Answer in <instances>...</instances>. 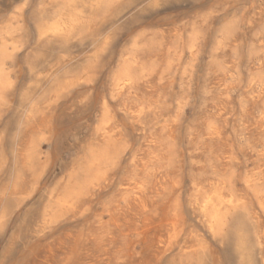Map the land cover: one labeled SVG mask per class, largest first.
Listing matches in <instances>:
<instances>
[{
	"label": "rangeland",
	"instance_id": "obj_1",
	"mask_svg": "<svg viewBox=\"0 0 264 264\" xmlns=\"http://www.w3.org/2000/svg\"><path fill=\"white\" fill-rule=\"evenodd\" d=\"M0 1V28L12 22L18 6L24 8L22 26H27V36L23 47L29 52L25 56L20 48L13 55L7 70L12 89L8 103L0 108L4 135L0 156L7 161L0 183L16 171L21 177L16 189L0 184V264H264V0H102L77 37L52 45L69 51L57 77L58 81L70 78V87L54 101L42 89L37 91L33 97L39 100L41 112L20 131V120L9 113L29 85V66L42 64L35 60V53L44 43L35 46L32 33L54 6L50 8L48 0ZM102 31L108 36L105 48L98 39ZM45 56L50 59L49 53ZM116 71L126 73L129 80L122 94L108 84L114 82ZM49 85L50 81L43 87ZM102 125L111 135L110 151L118 153L99 154L107 145L98 135ZM30 151L24 165L23 158ZM139 198L144 201L142 207ZM209 200L224 217L214 230L207 222L212 210Z\"/></svg>",
	"mask_w": 264,
	"mask_h": 264
},
{
	"label": "bare ground",
	"instance_id": "obj_2",
	"mask_svg": "<svg viewBox=\"0 0 264 264\" xmlns=\"http://www.w3.org/2000/svg\"><path fill=\"white\" fill-rule=\"evenodd\" d=\"M101 1L102 0H48V5H51V7L50 8H53V6H54V9L53 10H51L49 13H45L42 17H41V20L35 25V28H34V31H33V33H32V36H33V39H34V44H35V46H39V44L40 43H44L42 46H41V51H38L37 53H35V60L36 61H41V65L40 66H36V65H30L29 66V85L27 86V87H25V89H23V91L20 93V95H19V97H18V99H17V101H16V103H15V106L13 107V109L10 111V117L13 119H19L20 120V123H18V124H20V126H19V131L20 130H23V129H27L31 124H32V122L34 121V119L36 118V116L41 112V106H40V103H39V100L37 99V98H35V97H33L34 95H36L35 93H38L37 91H39V90H41L42 89V94L43 95H48L49 96V100L50 101H54L58 96H60V94L62 93L63 94V91L71 84V82H72V80H70V78L69 79H65V80H60V81H58V75H57V72L64 66V61L69 57V51H68V49H64V48H54L52 45H53V43L55 42L56 43V41H68V39H70L71 37H73L78 31H80L79 29L80 28H82L83 26H85L84 24L86 23V21H87V19L88 18H90L92 15H93V13H94V11H95V9L96 8H98V5L101 3ZM112 1V0H111ZM139 1V0H138ZM160 1V0H159ZM0 2H2V1H0ZM124 3V2H123ZM139 3V2H138ZM140 3H141V1H140ZM106 4V3H105ZM125 4V3H124ZM142 4V3H141ZM55 5H56V7H55ZM102 5V4H101ZM122 5V4H121ZM126 5V4H125ZM163 5V4H162ZM132 6V5H131ZM139 6V5H138ZM141 6V5H140ZM29 7V6H28ZM114 7V6H113ZM120 7V6H119ZM118 7V8H119ZM124 7V6H123ZM26 8V7H25ZM41 8V7H40ZM122 8V7H121ZM120 8V9H121ZM140 8V7H139ZM125 9H126V7H125ZM132 9V8H131ZM96 10H98V9H96ZM104 10V9H103ZM148 10V9H147ZM23 11H24V8L23 7H19L18 6V8L15 10V11H13V13H12V22L10 23V24H8V25H6V26H4V27H2V28H0V108L1 107H3L4 105H6L7 103H8V93H9V91H10V89H12V82L10 81V79H9V76H7V70L8 69H10V68H8V66L9 65H11V63H12V60H13V55L15 54V53H17V51L20 49V48H24L23 46H24V43L26 42L25 40H26V36H27V26L26 25H24V26H22V17H23ZM28 11V10H27ZM110 11V10H109ZM116 11V10H115ZM114 11V12H115ZM144 11V10H143ZM130 12V11H129ZM127 13H128V11H127ZM127 13H126V15H127ZM9 14V13H8ZM115 14V13H114ZM125 15V16H126ZM135 15H137V14H135ZM259 15V14H258ZM8 16V15H7ZM27 16V15H26ZM33 16H34V14H33ZM107 16H109V14L107 15ZM124 16V15H123ZM122 17V16H121ZM111 18V17H110ZM119 18V17H118ZM256 18V17H255ZM95 19H97L96 17H95ZM124 19V18H123ZM125 19H127V17L125 18ZM27 20V19H26ZM108 20V19H107ZM111 20V19H110ZM102 22V21H101ZM118 22L119 21H117V23H114V26L115 25H117L118 24ZM29 23V22H28ZM89 23V22H88ZM94 22H92V24H93ZM123 23V22H122ZM108 24V23H107ZM98 25V24H97ZM113 25V24H112ZM106 26V25H105ZM95 28H96V26H94ZM29 28V27H28ZM87 28V27H86ZM114 28V27H113ZM106 29H108V28H106ZM88 30V29H87ZM111 30V29H110ZM116 30H117V28H116ZM94 31H96V30H94ZM101 31V30H100ZM104 31H106V30H104ZM162 31V30H161ZM97 32V31H96ZM107 32V31H106ZM116 32V31H115ZM89 33H90V31H89ZM99 33V36H98V39L100 40V44L102 45V47H104L103 45H105L106 43H107V40H108V36H107V33H105V32H98ZM97 33V34H98ZM109 33V32H108ZM93 34V33H92ZM233 35V34H232ZM76 36V35H75ZM78 36V35H77ZM76 36V37H77ZM88 35H86V37H87ZM142 36H143V34H142ZM226 36V35H225ZM227 36H229L230 37V35H227ZM111 37H113V36H111ZM151 37V36H150ZM154 37V36H153ZM165 37V36H164ZM113 38H115V36L113 37ZM197 38V37H196ZM260 38V37H259ZM79 39V38H78ZM97 39V40H98ZM73 40V39H72ZM96 40V41H97ZM113 40V39H112ZM162 40V39H161ZM70 41V40H69ZM91 41H93V40H91ZM163 41H164V39H163ZM195 41V40H194ZM112 42V41H111ZM162 42V41H161ZM225 42H226V40H225ZM98 43V42H97ZM109 43H110V41H109ZM108 43V44H109ZM141 43V42H140ZM160 43V42H159ZM58 44V43H57ZM96 44V43H95ZM94 44V45H95ZM179 44V43H178ZM31 45V44H30ZM94 45H92V46H94ZM161 45V44H160ZM190 45V44H189ZM29 46V45H28ZM56 46H58V45H56ZM106 46V45H105ZM69 48V47H68ZM95 48V47H94ZM105 48V47H104ZM134 48H135V46H134ZM35 49V48H34ZM38 49V48H37ZM74 49V48H73ZM78 49V48H77ZM80 49V48H79ZM155 49V48H154ZM193 49V48H192ZM75 50V49H74ZM84 51V50H83ZM152 52H154V51H152ZM22 53H25L24 55L25 56H27L28 54H29V52H27L26 51V48H24L23 50H22ZM48 54L49 53V55H50V59H48V60H45L44 58L46 57L45 56V54ZM118 53V52H117ZM145 53H147V52H145ZM149 53V52H148ZM85 54V53H84ZM88 54V53H87ZM95 54V53H94ZM143 54V53H142ZM154 54V53H153ZM163 54V53H162ZM136 55V54H135ZM134 55V56H135ZM97 56V55H96ZM127 56V55H126ZM131 55H129V57H130ZM138 56H140V55H138ZM151 56V55H150ZM154 56V55H153ZM82 57V56H81ZM117 57V56H116ZM128 57V56H127ZM20 58V57H19ZM133 58V57H132ZM84 59V58H83ZM88 59V58H87ZM94 59V58H93ZM96 59V58H95ZM134 59V58H133ZM139 59V58H138ZM27 60V59H26ZM78 60H80V59H78ZM85 60H86V57H85ZM84 60V61H85ZM15 61V60H14ZM45 61V62H44ZM91 61V60H90ZM93 61V60H92ZM126 61H128V60H126ZM125 61V62H126ZM142 61V60H141ZM79 62V61H78ZM124 62V61H123ZM123 62L121 63V64H123ZM139 62V61H138ZM22 63V62H21ZM74 63V62H73ZM86 63V62H85ZM84 63V64H85ZM92 63V62H91ZM115 63H117V62H115ZM130 62H128V64H129ZM147 63V62H146ZM14 64V63H13ZM25 64V63H24ZM77 64V63H76ZM79 64V63H78ZM134 64V63H133ZM155 63H153V65H154ZM16 65V64H15ZM79 65H82V64H79ZM93 65L94 64H92L91 66L93 67ZM130 65H131V63H130ZM130 65H128L129 66V68H130ZM139 64H137L136 66H138ZM142 65V64H141ZM140 65V66H141ZM13 66V65H12ZM19 66V65H18ZM132 66V65H131ZM143 66V65H142ZM146 65H144V67H145ZM158 66V65H157ZM78 67V66H77ZM81 67V66H80ZM112 67V66H111ZM133 67V66H132ZM148 67V66H147ZM152 67V66H151ZM25 68V67H24ZM74 69H75V67H73ZM72 68V70L74 71V69ZM83 68V67H82ZM129 68H127V69H129ZM138 68V67H137ZM146 68V67H145ZM14 69V68H13ZM12 69V70H13ZM116 69H117V67H116ZM115 68H114V70H116ZM132 69V68H131ZM134 69V68H133ZM142 70H141V72H144L145 70L143 69V68H141ZM151 69V68H150ZM156 69V68H155ZM86 70V69H85ZM144 70V71H143ZM149 70V69H148ZM158 70H160V69H158ZM162 70V69H161ZM10 71V70H9ZM21 71V70H20ZM83 71V70H82ZM126 71V70H125ZM128 71V70H127ZM151 71V70H150ZM153 71V70H152ZM151 71V72H152ZM60 72V71H59ZM96 72V71H95ZM104 72V71H103ZM115 72V71H114ZM117 72V71H116ZM131 72V71H130ZM129 72V73H130ZM146 72H147V70H146ZM146 72H144V73H146ZM82 73V72H81ZM108 73V72H107ZM118 73V72H117ZM151 74V73H150ZM154 74H155V72H154ZM60 75V74H59ZM61 75H62V71H61ZM63 75H65V74H63ZM67 75V74H66ZM15 76V75H14ZM69 76H71V74L69 75ZM80 76V75H79ZM96 76V75H95ZM63 77V76H62ZM108 77V76H107ZM115 77V76H114ZM128 77H129V74H128ZM149 77V76H148ZM147 77V78H148ZM17 78V77H16ZM61 78V77H60ZM75 78H77V77H75ZM109 78V77H108ZM84 78H82V82L84 81L83 80ZM107 79V78H106ZM146 79V78H145ZM26 80V79H25ZM80 80V79H79ZM87 79H85V83L87 82L86 81ZM49 81H50V85H49V87H47V89H45L43 86L48 82L49 83ZM89 81V80H88ZM92 81V80H91ZM128 78H126V73H118V75L115 77V79H114V82L113 83H108V84H112L113 85V88H114V90L116 91V92H118V91H120V90H122L123 88L125 89V87L128 85ZM131 81V80H130ZM133 81H134V79H133ZM81 82V80L79 81V83ZM148 82V81H147ZM20 83V82H19ZM27 83V82H26ZM84 83V84H85ZM23 84H25L24 82H23ZM257 84V83H256ZM79 85V84H78ZM106 85V84H105ZM104 85V86H105ZM83 86V85H82ZM108 86V85H107ZM135 86H136V84H135ZM256 86V85H255ZM258 86V85H257ZM256 86V87H257ZM23 87V86H22ZM70 87V86H69ZM93 87V86H92ZM69 89V88H68ZM87 90V89H86ZM89 90V89H88ZM254 90V89H253ZM258 90V89H257ZM106 91V90H105ZM129 91V90H128ZM89 92V91H88ZM126 92V91H125ZM256 92V91H255ZM85 93V92H84ZM120 93H121V91H120ZM258 93V92H257ZM61 94V95H62ZM122 94V93H121ZM12 95V93L9 95V97ZM103 95H104V93H103ZM117 95V94H116ZM120 95V94H119ZM264 95V94H263ZM76 96V95H75ZM81 96V95H80ZM107 96V95H106ZM256 96H257V94H256ZM62 97H64V96H62ZM62 97H60V98H62ZM65 97H67V96H65ZM112 97V96H111ZM264 97V96H263ZM104 98V97H103ZM119 98V97H118ZM79 99V98H78ZM91 99V98H90ZM102 99V98H101ZM47 100V99H46ZM71 101H73V100H71ZM86 101V100H85ZM84 101V102H85ZM88 101V100H87ZM106 101V100H105ZM13 102V101H12ZM61 102V101H60ZM76 102V101H75ZM107 103V102H106ZM59 104V103H58ZM78 104V103H77ZM85 104V103H84ZM117 104V103H116ZM125 104V103H124ZM123 104V105H124ZM145 104V103H144ZM81 105V104H80ZM86 105H88V103L86 104ZM85 105V106H86ZM103 105V104H102ZM101 105V106H102ZM150 105V104H149ZM67 106H69V105H67ZM125 106V105H124ZM50 107V106H49ZM76 107H77V105H76ZM100 107V106H99ZM108 107V106H107ZM141 107V106H140ZM139 107V108H140ZM153 107V106H152ZM9 108V107H8ZM61 108V107H60ZM125 108V107H124ZM127 108V107H126ZM135 108V107H134ZM142 108V107H141ZM140 108V109H141ZM48 109V108H47ZM62 109V108H61ZM71 109V108H70ZM73 109V108H72ZM146 109H148V108H146ZM5 110V109H4ZM46 110V109H45ZM74 110V109H73ZM107 110V109H106ZM103 111V112H106L107 113V111ZM118 110H119V108H118ZM132 110V109H131ZM1 111V110H0ZM72 111V110H71ZM112 111V110H111ZM122 111V110H121ZM127 111H129V110H127ZM263 111V110H262ZM262 111H261V113H262ZM55 112V111H54ZM126 111H124V113H125ZM132 112V111H131ZM148 112V111H147ZM154 112V111H153ZM4 113V112H3ZM6 113V112H5ZM53 113V112H52ZM57 113V112H56ZM100 113H102V112H100ZM128 113V112H127ZM130 113V112H129ZM139 113H141V111H139ZM143 113V112H142ZM145 113V112H144ZM152 113V112H151ZM158 113H159V110H158ZM1 114V113H0ZM63 114V113H62ZM131 114V113H130ZM137 114V113H136ZM8 115V114H7ZM60 115V114H59ZM58 115V116H59ZM100 115V114H99ZM122 115V114H121ZM126 115V117H127V114H125ZM144 115V114H143ZM152 115V114H151ZM164 115V114H163ZM61 116V115H60ZM129 116V115H128ZM133 116V115H132ZM137 116V115H136ZM153 116H155L154 114H153ZM158 116V115H157ZM0 117H1V115H0ZM10 117H9V119H10ZM101 117V116H100ZM107 117H108V115H107ZM123 117V116H122ZM142 117V116H141ZM173 117V116H172ZM262 117V116H261ZM46 118V117H45ZM112 118V117H111ZM164 118V117H163ZM173 118H175V117H173ZM47 119V118H46ZM99 119H101V118H99ZM171 119V118H170ZM258 119H260V118H258ZM136 120H137V117H136ZM135 120V121H136ZM142 120V119H141ZM164 120V119H163ZM172 120V119H171ZM175 120V119H174ZM262 120V119H261ZM8 121V120H7ZM42 121V120H41ZM52 121V120H51ZM54 121V120H53ZM94 121V120H93ZM101 121V120H100ZM129 121V120H128ZM132 121V120H131ZM170 121V120H169ZM259 121V120H258ZM3 122V121H2ZM44 122V121H43ZM59 122V121H58ZM58 122H57V124H58ZM61 122V121H60ZM59 122V123H60ZM138 122H139V119H138ZM163 122H165V121H163ZM171 122V121H170ZM47 123V122H46ZM50 123V122H49ZM93 123V122H92ZM101 123H103V122H101ZM105 123H107V122H105ZM116 123V122H115ZM166 123V122H165ZM165 123H163V124H165ZM173 123V122H172ZM259 123V122H258ZM257 123V124H258ZM17 124V125H18ZM45 124V123H44ZM104 124V123H103ZM109 124V123H108ZM107 124V125H108ZM119 124V123H118ZM131 124V123H130ZM134 124V123H133ZM174 124V123H173ZM17 125H15V126H17ZM39 125V124H38ZM259 125V124H258ZM3 126V125H2ZM4 126H5V124H4ZM91 126V125H90ZM94 126V125H93ZM117 126V125H116ZM164 126V125H163ZM169 126V125H168ZM211 126V125H210ZM261 126V125H260ZM46 127H47V124H46ZM50 127V126H49ZM100 127V126H99ZM214 127V126H213ZM261 127H263V126H261ZM9 128V127H8ZM31 128V127H30ZM33 128V127H32ZM97 128V127H96ZM164 128V127H163ZM174 128V127H173ZM172 128V129H173ZM207 128V127H206ZM209 128V127H208ZM212 128V127H211ZM215 128V127H214ZM217 128H219V127H217ZM216 128V129H217ZM257 128V127H256ZM54 129V128H53ZM99 129V128H98ZM166 129V128H165ZM10 130V129H9ZM42 130H45V129H42ZM116 130V129H115ZM174 130V129H173ZM205 130V129H204ZM211 130V129H210ZM259 130H261V129H259ZM35 131V130H34ZM51 131V130H50ZM95 131H97V130H95ZM160 131V130H159ZM166 131V130H165ZM164 131V132H165ZM199 131V130H198ZM213 131V130H212ZM211 131V132H212ZM261 131H263V130H261ZM10 132V131H9ZM91 132V131H90ZM116 132H118V131H116ZM144 132V131H143ZM142 132V133H143ZM205 132H207V130L205 131ZM205 132H203V133H205ZM216 132V131H215ZM33 133V132H32ZM31 133V134H32ZM46 133V132H45ZM119 133V132H118ZM117 133V134H118ZM151 133V132H150ZM158 133H160V132H158ZM198 133V132H197ZM214 133V132H213ZM8 134V133H7ZM113 134H115V133H113ZM112 134V135H113ZM23 135V134H22ZM42 135H43V133H42ZM97 135V134H96ZM98 135H99V137H101L102 138V140L107 144L104 148H102V149H100L98 152H99V154H106V153H108L111 149H110V145H109V143H110V140H111V135L109 134V132H108V129H107V126L106 125H102L101 127H100V129H99V133H98ZM162 135V133H160V136ZM172 135V134H171ZM206 135V134H205ZM217 135V134H216ZM37 136H39V135H37ZM36 136V137H37ZM44 136V135H43ZM49 136V135H48ZM90 136V135H89ZM193 136V135H192ZM211 136V135H210ZM209 136V137H210ZM214 136V135H213ZM50 137H51V135H50ZM115 137V136H114ZM155 137H156V135H155ZM163 137V136H162ZM194 137V136H193ZM196 137V136H195ZM204 137V136H203ZM212 137V136H211ZM222 137V136H221ZM3 138H4V135H3V133L2 132H0V149H1V146H2V143H3ZM90 138V137H89ZM93 138V137H92ZM39 139H43V138H39ZM84 139V138H83ZM91 139V138H90ZM95 139V138H94ZM120 139V138H119ZM160 139H162V138H160ZM174 139V138H173ZM14 140H15V136H14ZM37 140V139H36ZM82 140V139H81ZM101 140V139H100ZM115 139H113V141H114ZM163 140L165 141V139L163 138ZM41 140H39V142H40ZM43 141V140H42ZM83 141V140H82ZM222 141V140H221ZM14 142V141H13ZM16 142V141H15ZM77 143H78V141H76ZM92 142V141H91ZM102 142V141H101ZM100 142V143H101ZM122 142V141H121ZM120 142V143H121ZM157 142H159V141H157ZM202 142V141H201ZM219 142V141H218ZM5 143V142H4ZM79 143H80V141H79ZM113 143V142H112ZM152 143V142H151ZM167 143V142H166ZM168 143H169V141H168ZM206 143V142H205ZM222 143V142H221ZM220 143V144H221ZM260 143V142H259ZM25 144V143H24ZM52 144V143H51ZM83 144V143H82ZM111 144V143H110ZM16 145V144H15ZM18 145V144H17ZM38 145H39V143H38ZM120 145V144H119ZM199 145V144H198ZM215 145V144H214ZM6 146H7V144H6ZM43 146V145H42ZM45 146V145H44ZM170 146V145H169ZM195 146V145H194ZM228 146V145H227ZM261 146H262V144H261ZM90 147V146H89ZM113 147V146H112ZM224 147H226V146H224ZM230 147H231V145H230ZM7 148V147H6ZM18 148V147H17ZM86 148V147H85ZM119 148V147H118ZM232 148V147H231ZM5 149V148H4ZM39 149V148H38ZM83 149V148H82ZM82 149H80V150H82ZM88 149V148H87ZM209 149V148H208ZM224 149H226V148H224ZM18 150V149H17ZM43 150V149H42ZM41 150V151H42ZM92 150H94V151H96L95 149H92ZM260 150V149H259ZM4 151V150H3ZM14 151V150H13ZM94 151H93V153H94ZM116 151H118L117 150V148H116ZM134 151V150H133ZM136 151V150H135ZM170 151V150H169ZM226 151V150H225ZM256 151V150H255ZM26 152V151H25ZM28 152V151H27ZM111 152V151H110ZM112 152H114V153H118V152H115V151H112ZM111 152V153H112ZM128 152V151H127ZM144 152V151H143ZM153 152V151H152ZM210 152V151H209ZM223 152H224V150H223ZM230 152H231V149H230ZM234 152V151H233ZM254 152V151H253ZM5 153H6V151H5ZM37 153V152H36ZM83 153V152H82ZM124 153V152H123ZM226 153V152H225ZM42 154V153H41ZM79 154V153H78ZM77 154V155H78ZM109 154V153H108ZM168 154H169V152H168ZM210 154V153H209ZM216 154V153H215ZM228 154V153H227ZM13 155V154H12ZM30 155H31V151H30V153H28L24 158H23V164L25 165V164H27L28 162H29V160H30ZM112 155V154H111ZM125 155V154H124ZM123 155V156H124ZM127 155V154H126ZM125 155V157H127ZM137 155V154H136ZM145 155V154H144ZM204 155V154H203ZM214 155V154H213ZM229 155H230V153H229ZM262 155V154H261ZM260 155V156H261ZM104 156V155H103ZM139 156V155H138ZM169 156V155H168ZM217 156V155H216ZM219 156V155H218ZM226 156V155H225ZM224 156V157H225ZM231 156H233V155H231ZM258 156V155H257ZM256 156V157H257ZM7 157H8V155H7ZM97 157V156H96ZM122 157V156H121ZM140 157V156H139ZM143 157V156H142ZM262 157V156H261ZM38 158H39V156L36 158L37 160H38ZM78 158V157H77ZM83 158V157H82ZM107 158H109V157H107ZM112 158V157H111ZM119 159H120V157H118ZM123 158V157H122ZM129 158V157H128ZM159 158V157H158ZM13 159V158H12ZM43 159H45V158H43ZM73 159V158H72ZM86 159V158H85ZM127 159V158H126ZM201 159V158H200ZM208 159V158H207ZM213 158H211V160H212ZM214 159H215V156H214ZM214 159H213V161H214ZM222 159H224V158H222ZM260 159V158H259ZM106 159H104V161H105ZM109 160V159H108ZM117 160V159H116ZM168 160V159H167ZM221 160V159H220ZM35 161V160H34ZM88 161H90V160H88ZM87 161V162H88ZM101 161H103V160H101ZM111 161V160H110ZM159 161V160H158ZM198 161H199V159H198ZM257 161H258V158H257ZM260 161V160H259ZM45 162V161H44ZM115 162V161H114ZM151 162V161H150ZM155 162V161H154ZM157 162V161H156ZM223 162H224V160H223ZM222 162V163H223ZM229 162V161H228ZM230 162H231V160H230ZM46 163V162H45ZM94 163V162H93ZM96 163V164H95ZM94 164H95V166L97 167V166H100L99 165V162H95ZM102 162H100V164H101ZM107 163V162H106ZM148 163V162H147ZM217 163V162H216ZM7 164V161H4L2 158H1V156H0V171L1 170H3L4 169V167L5 166H7L6 165ZM14 164V163H13ZM41 164V163H40ZM87 164V163H86ZM120 164V163H119ZM121 164H122V162H121ZM137 164V163H136ZM199 164V163H198ZM232 164V163H231ZM260 164V163H259ZM34 165V164H33ZM38 165V164H37ZM90 165V164H89ZM125 165V164H124ZM153 165V164H152ZM168 165V164H167ZM262 165H264V164H262ZM35 166V165H34ZM77 166V165H76ZM94 166V167H95ZM147 166V165H146ZM157 166V165H156ZM221 166H222V164H221ZM230 166V165H229ZM260 166V165H259ZM259 166H257V167H259ZM77 167H79V166H77ZM88 167V166H87ZM93 167V168H94ZM138 167V166H137ZM150 167V166H149ZM165 167V166H164ZM163 167V168H164ZM218 167V166H217ZM256 167V168H257ZM261 167V166H260ZM259 167V168H260ZM40 168H41V166H40ZM92 168V169H93ZM117 168V167H116ZM120 168V167H119ZM123 168V167H122ZM127 168V167H126ZM140 168V167H139ZM223 168V167H222ZM225 168H227V167H225ZM263 168V167H262ZM39 169V168H38ZM75 169H76V167H75ZM79 169V168H78ZM81 169H83V168H81ZM91 169V170H92ZM99 169V168H98ZM112 169H114V168H112ZM118 169V168H117ZM211 169V168H210ZM5 170V169H4ZM12 170V169H11ZM41 170V169H40ZM44 170V169H43ZM71 170H72V168H71ZM77 170V169H76ZM86 170V169H85ZM84 170V171H85ZM124 170V169H123ZM127 170V169H126ZM160 170V169H159ZM174 170V169H173ZM254 170V169H253ZM262 170H264V168L262 169ZM36 171V170H35ZM34 171V172H35ZM83 171V170H82ZM114 171V170H113ZM119 171V170H118ZM155 171V170H154ZM175 171V170H174ZM173 171V172H174ZM198 171H200L199 169H198ZM206 171V170H205ZM225 171V170H224ZM244 171H246V170H244ZM255 171V170H254ZM39 172V171H38ZM42 172V171H41ZM73 172H75L74 170H73ZM72 172V173H73ZM94 172V171H93ZM93 172H90V173H93ZM99 172V171H98ZM98 172H96V173H98ZM109 172V171H108ZM111 172V171H110ZM120 172V171H119ZM143 172H145V171H143ZM171 172H172V170H171ZM213 172V171H212ZM259 172H261V171H259ZM258 172V173H259ZM264 172V171H263ZM84 173H86V172H84ZM95 173V172H94ZM152 174H151V176L153 175V172H151ZM156 173H158V172H156ZM168 173H170V172H168ZM175 173V172H174ZM38 174H40V176H41V173H38ZM68 174V173H67ZM71 174V173H70ZM86 174H89V173H86ZM86 174H84L85 176H86ZM106 174V173H105ZM141 174V173H140ZM172 174V173H171ZM211 174V173H210ZM225 174H228L227 172L225 173ZM231 174V173H230ZM251 174V173H250ZM32 175V174H31ZM36 175V174H35ZM78 175V174H77ZM95 175H97V174H95ZM146 175V174H145ZM168 175V174H167ZM211 175H213V173L211 174ZM216 175V178H218L217 177V174H215ZM220 175V174H219ZM245 175V174H244ZM261 175V174H260ZM24 176V175H23ZM83 176V175H82ZM102 176H104V175H102ZM102 176L100 177V178H102ZM140 176V175H139ZM155 176V175H154ZM169 176V175H168ZM173 176V175H172ZM225 176V175H224ZM228 176V175H227ZM35 177H37V176H35ZM34 177V178H35ZM68 176H66V178H67ZM73 177V176H72ZM79 177H80V175H79ZM145 177V176H144ZM149 177V176H148ZM147 177V178H148ZM170 177V176H169ZM246 177V176H245ZM263 177V176H262ZM261 177V178H262ZM19 178H21V177H19V173L16 171L13 175H11L10 174V176L8 175L7 177H5V178H3V186L5 187V188H8V187H13V189H16V188H14L15 186H16V184H19L18 183V181H19ZM81 178V177H80ZM137 178V177H136ZM151 178V177H150ZM203 178V177H202ZM201 178V179H202ZM215 178V177H214ZM213 178V179H214ZM242 178H243V176H242ZM260 178V179H261ZM38 181H39V179L38 178H36ZM81 179H83V178H81ZM84 179H86V177H84ZM95 179V178H94ZM99 179V178H98ZM98 179H96V181L98 180ZM135 179V178H134ZM161 179V178H160ZM172 179H174V178H172ZM172 179H171V181H172ZM193 179V178H192ZM228 179H230V178H228ZM253 179V178H252ZM25 180V179H24ZM28 180V179H27ZM61 180H63V179H61ZM68 180H70L69 178H68ZM67 180V182L69 183V181ZM72 180V179H71ZM112 180V179H111ZM154 180V179H153ZM156 180V179H155ZM170 180V179H169ZM175 180V179H174ZM191 180V179H190ZM206 180V179H205ZM227 180V179H226ZM262 180V179H261ZM26 181V180H25ZM158 181V180H157ZM160 181V180H159ZM201 181V180H200ZM207 181V180H206ZM209 181V180H208ZM220 181V180H219ZM1 182V183H2ZM58 182H60V181H58ZM86 182V181H85ZM94 182V181H93ZM103 182V181H102ZM110 182V181H109ZM112 182V181H111ZM153 182V181H152ZM174 182V181H173ZM227 182V181H226ZM231 182V181H230ZM240 182H242L241 180H240ZM248 182H250V180L248 181ZM257 182V181H256ZM0 183V184H1ZM32 183H34V182H32ZM65 183V182H64ZM72 183V182H71ZM78 183H80L79 181H78ZM104 183H105V181H104ZM107 183V182H106ZM134 183V182H133ZM169 183V182H168ZM170 183H172V182H170ZM169 183V184H170ZM183 183V182H182ZM191 183V182H190ZM208 183V182H207ZM250 183H252V182H250ZM24 184V183H23ZM73 184V183H72ZM155 184V183H154ZM159 184V183H158ZM157 184V185H158ZM161 184V183H160ZM163 184V183H162ZM179 184V183H178ZM177 184V185H178ZM196 184H197V182H196ZM209 184V183H208ZM241 184V183H240ZM243 184V183H242ZM249 184V183H248ZM68 185V184H67ZM91 185V184H90ZM95 185V184H94ZM110 185V184H109ZM156 185V184H155ZM156 185V186H157ZM173 185H174V183H173ZM200 185V184H199ZM207 185V184H206ZM222 185V184H221ZM228 185V184H227ZM230 185V184H229ZM234 185V184H233ZM236 185V184H235ZM32 186V185H31ZM34 186V185H33ZM32 186V187H33ZM58 186V185H57ZM60 186V185H59ZM82 186V185H81ZM112 186V185H111ZM128 186V185H127ZM136 186V185H135ZM238 186H239V184H238ZM262 186H264L263 184H262ZM3 187V188H4ZM23 187V186H22ZM25 187V186H24ZM61 187V186H60ZM124 187V186H123ZM151 187H153V186H151ZM194 187V186H193ZM197 187V186H196ZM222 187V186H221ZM223 187H224V185H223ZM227 187V186H226ZM241 187V186H240ZM253 187V186H252ZM251 187V188H252ZM256 187H257V185H256ZM52 188H54V187H52ZM58 188V187H57ZM66 188V187H65ZM82 188V187H81ZM89 188V187H88ZM106 188V187H105ZM107 188H108V186H107ZM115 188V187H114ZM164 188V187H163ZM163 188H161L162 190H163ZM204 188V187H203ZM202 188V189H203ZM215 188V187H214ZM225 188V187H224ZM237 188V187H236ZM262 188V187H261ZM10 189V188H9ZM44 189V188H43ZM50 189V188H49ZM71 189V188H70ZM77 189H78V186H77ZM83 189V188H82ZM87 188H85L84 187V190H86ZM99 189V188H98ZM97 189V190H98ZM111 189V188H110ZM118 189V188H117ZM140 189H142V188H140ZM148 189V188H147ZM153 189V188H152ZM159 189V188H158ZM172 189V188H171ZM176 189V188H175ZM190 189V188H189ZM195 189V188H194ZM226 189V188H225ZM224 189V190H225ZM238 189V188H237ZM7 191H8V189H6ZM30 190V189H29ZM56 190V189H55ZM69 190V189H68ZM239 190V189H238ZM237 190V191H238ZM244 190H245V188H244ZM256 190V189H255ZM28 191V190H27ZM70 191V190H69ZM87 191V190H86ZM119 191V190H118ZM154 191V190H153ZM207 191H208V193H209V189H207ZM213 191V190H212ZM218 191V190H217ZM220 191H221V189H220ZM226 191H228V190H226ZM3 193H5V190L4 191H2ZM26 192V191H25ZM235 192V191H234ZM245 192V191H244ZM52 193V192H51ZM74 193V192H73ZM87 193V192H86ZM100 193V192H99ZM135 193V192H134ZM161 193V192H160ZM159 193V194H160ZM174 193V192H173ZM193 193V192H192ZM207 193V194H208ZM221 193V192H220ZM236 193V192H235ZM240 193V192H239ZM256 193V192H255ZM255 193H253V195L255 194ZM38 194V193H37ZM53 194V193H52ZM116 194V193H115ZM152 194V193H151ZM155 194V193H154ZM162 194V193H161ZM195 194V193H194ZM262 194L264 195V191L262 192ZM17 195H18V193H17ZM28 195V194H27ZM26 195V196H27ZM50 195V194H49ZM146 195V194H145ZM144 195V196H145ZM204 195V194H203ZM212 195V194H211ZM222 195H224V194H222ZM227 195V194H226ZM232 195H233V193H232ZM246 195H247V193H246ZM252 195V194H251ZM85 196V195H84ZM213 197H214V195H212ZM231 196V195H230ZM239 196V195H238ZM245 196V195H244ZM262 196V195H261ZM14 197H16V196H14ZM60 197V196H59ZM81 197V196H80ZM79 197V198H80ZM119 197V196H118ZM195 197H197V196H195ZM207 197V196H206ZM216 197V196H215ZM64 198V197H63ZM84 198V197H83ZM202 198V197H201ZM218 198V197H217ZM229 198V197H228ZM234 198H235V196H234ZM58 199V198H57ZM60 199H61V197H60ZM72 199H73V197H72ZM216 199V198H215ZM214 199V200H215ZM21 200V199H20ZM20 200H18V202L20 201ZM45 200V199H44ZM52 200V199H51ZM59 200V199H58ZM65 200V199H64ZM68 200V198L66 199V201ZM149 200V199H148ZM151 200V199H150ZM154 200V199H153ZM235 200V199H234ZM37 201V200H36ZM66 201H63V204H65L66 203ZM204 201V200H203ZM12 202V201H11ZM54 202V201H53ZM94 202V201H93ZM151 202V201H150ZM1 203V202H0ZM3 203V202H2ZM44 203V202H43ZM52 203V202H51ZM89 203H90V201H89ZM157 203H158V201H157ZM168 203V202H167ZM188 203V202H187ZM202 203V202H201ZM209 203H211V200H209ZM231 203V202H230ZM18 204V203H17ZM16 204V205H17ZM55 204H57V203H55ZM62 204V203H61ZM66 204H68V203H66ZM75 204H77V203H75ZM115 204V203H114ZM117 204V203H116ZM138 204H139V206H144V201L141 199V198H139V201H138ZM165 204V203H164ZM212 204V203H211ZM11 205H14V204H11ZM59 205V204H58ZM87 205V204H86ZM157 205V204H156ZM62 206V205H61ZM65 206V205H64ZM69 206H71V203L69 204ZM90 206V205H89ZM94 206H95V204H94ZM149 206H150V204H149ZM208 206V205H207ZM236 206V205H235ZM14 207V206H13ZM31 207V206H30ZM52 207V206H51ZM60 207V206H59ZM111 207V206H110ZM116 207V206H115ZM204 207V206H203ZM210 207V206H209ZM1 208V207H0ZM9 208H10V206H9ZM62 208V207H61ZM95 208V207H94ZM112 208H114V207H112ZM158 208V207H157ZM162 208V207H161ZM191 208V207H190ZM195 208V207H194ZM194 208H192V209H194ZM207 208V207H206ZM12 210H13V208H11ZM88 209V208H87ZM90 209V208H89ZM223 209V208H222ZM257 209V208H256ZM261 209H263V208H261ZM260 209V210H261ZM9 210V209H8ZM17 210V209H16ZM59 210H61V209H59ZM72 211L74 210V209H71ZM133 210V209H132ZM145 210V209H144ZM159 210H162V209H159ZM167 210V209H166ZM174 210V209H173ZM172 210V211H173ZM178 210V209H177ZM206 210V209H205ZM218 210H219V208H218ZM224 210V209H223ZM250 210V209H249ZM248 210V211H249ZM141 211V213H143L142 212V210H140ZM165 211V210H164ZM175 211V210H174ZM202 211V210H201ZM200 211V213H202ZM222 211V210H221ZM262 211V210H261ZM264 211V210H263ZM262 211V212H263ZM58 212V211H57ZM96 212V211H95ZM94 212V213H95ZM159 212V211H158ZM224 212V211H223ZM8 213V212H7ZM18 213V212H17ZM52 213V212H51ZM59 213V212H58ZM66 213V212H65ZM70 213H71V211H70ZM79 213V212H78ZM105 213H107V212H105ZM150 212H148V214H149ZM195 213H196V211H195ZM27 214V213H26ZM87 214V213H86ZM92 214V213H91ZM157 214H159V213H157ZM197 214V213H196ZM203 214V213H202ZM220 213H218L217 212V210L214 208V206H213V204H212V210H211V212L209 213V215H208V219H207V222H208V227H210L212 230H214V229H217V227H219V225H221L222 224V221H223V216L222 215H219ZM254 214V213H253ZM260 214H262V213H260ZM11 215V214H10ZM28 215V214H27ZM65 215V214H64ZM137 215V214H136ZM139 215V214H138ZM150 215V214H149ZM152 215V214H151ZM160 215V214H159ZM158 215V216H159ZM193 215V214H192ZM224 215V214H223ZM17 216V215H16ZM20 216V215H19ZM26 216V215H25ZM42 216V215H41ZM71 216V215H70ZM168 216V215H167ZM198 216V215H197ZM253 216V215H252ZM259 216V215H258ZM27 217V216H26ZM62 217V216H61ZM88 217V216H87ZM141 217V216H140ZM139 217V218H140ZM2 215H0V223H1V221H2ZM73 218V217H72ZM166 218H168V217H166ZM171 218V217H170ZM176 218V217H175ZM251 218V217H250ZM18 219V218H17ZM132 219V218H131ZM161 219V218H160ZM184 219V218H183ZM260 219V218H259ZM73 220V219H72ZM90 220V219H89ZM133 220V219H132ZM157 220V219H156ZM244 220V219H243ZM28 221V220H27ZM48 221V220H47ZM51 221V220H50ZM49 221V222H50ZM53 221V220H52ZM61 221V220H60ZM69 221V220H68ZM82 221V220H81ZM176 221H177V218H176ZM184 221V220H183ZM23 222H24V220H23ZM63 222V221H62ZM85 222V221H84ZM88 222V221H87ZM124 222V221H123ZM160 222V221H159ZM164 222V221H163ZM168 222H169V220H168ZM70 223V222H69ZM4 224H5V222H4ZM4 224H3V226H4ZM55 224V223H54ZM61 224V223H60ZM63 224V223H62ZM107 224V223H106ZM121 224H122V222H121ZM124 224V223H123ZM137 224H139L138 222H137ZM166 224V223H165ZM238 224V223H237ZM11 225V224H10ZM19 225V224H18ZM80 225V224H79ZM118 225V224H117ZM116 225V226H117ZM140 225V224H139ZM166 225H168V224H166ZM187 225V224H186ZM236 225V224H235ZM54 226H57V225H54ZM66 226V225H65ZM109 226V225H108ZM119 226H120V224H119ZM118 226V227H119ZM163 226V225H162ZM239 225H237V227H238ZM36 227H37V225H36ZM61 227V226H60ZM70 227H72V226H70ZM174 227V226H173ZM188 227V226H187ZM260 227V226H259ZM54 228V227H53ZM73 228V227H72ZM85 228V227H84ZM83 228V229H84ZM108 228V227H107ZM135 228V227H134ZM137 229H138V227H136ZM157 228V227H156ZM155 228V229H156ZM161 228V227H160ZM164 228V227H163ZM233 228H235V227H233ZM257 228V227H256ZM94 229V231H95V228H93ZM115 229V228H114ZM117 229V228H116ZM154 229V230H155ZM159 229V228H158ZM175 229V228H174ZM202 229V228H201ZM242 229H243V227H242ZM113 230V229H112ZM153 230V229H152ZM153 230V231H154ZM157 230V229H156ZM170 230H171V228H170ZM169 230V231H170ZM9 231V230H8ZM61 231V230H60ZM162 231V230H161ZM110 232V231H109ZM157 232V231H156ZM167 232H168V230H167ZM211 232V231H210ZM220 232V231H219ZM245 232V231H244ZM66 233V232H65ZM68 233V232H67ZM83 233H84V231H83ZM132 234V233H131ZM153 234V233H152ZM211 234V233H210ZM238 234V233H237ZM240 234V233H239ZM243 234V233H242ZM245 234V233H244ZM29 235V234H28ZM138 235V234H137ZM159 235V234H158ZM164 235V234H163ZM174 235V234H173ZM246 235H247V233H246ZM22 236V235H21ZM64 236H66V235H64ZM147 236H148V234H147ZM168 236V235H167ZM166 236V237H167ZM19 237V236H18ZM120 237H121V235H120ZM123 237H124V235H123ZM140 237V236H139ZM151 237V236H150ZM141 238V237H140ZM12 239V238H11ZM28 239V238H27ZM34 240V239H33ZM42 240V239H41ZM81 240V239H80ZM89 240V239H88ZM115 240V239H114ZM136 240V239H135ZM148 240V239H147ZM157 240V239H156ZM11 241V240H10ZM14 241H16V240H14ZM149 241V240H148ZM167 241V240H166ZM189 241H191V240H189ZM194 241V240H193ZM232 241V240H231ZM44 242V241H43ZM80 242V241H79ZM89 242H90V240H89ZM132 242V241H131ZM145 242V241H144ZM248 242V241H247ZM24 243H25V241H24ZM28 243V242H27ZM88 243V242H87ZM134 243H135V241H134ZM150 243V242H149ZM168 243H169V240H168ZM181 243V242H180ZM189 243V242H188ZM236 243H237V241H236ZM40 244H41V242H40ZM39 244V245H40ZM59 244V243H58ZM101 244V243H100ZM148 244V243H147ZM147 244H146V246H147ZM167 244V243H166ZM182 244V243H181ZM190 244V243H189ZM195 244V243H194ZM56 245V244H55ZM104 245V244H103ZM135 245V244H134ZM179 245V244H178ZM183 245V244H182ZM237 245V244H236ZM244 245V244H243ZM35 246V245H34ZM43 246V245H42ZM79 246V245H78ZM129 246V245H128ZM153 246V245H152ZM156 246V245H155ZM171 246V245H170ZM190 246V245H189ZM234 246V245H233ZM250 246V245H249ZM2 247V246H1ZM5 247V246H4ZM19 247H20V245H19ZM33 247V246H32ZM59 247V246H58ZM91 247V246H90ZM124 246H122V248H123ZM135 247V246H134ZM151 247V246H150ZM188 247V246H187ZM195 247H197V246H195ZM18 248V247H17ZM21 248V247H20ZM43 248V247H42ZM131 248V247H130ZM147 248V247H146ZM146 248H145V250H146ZM153 248H154V246H153ZM182 247H180V249H181ZM3 249V248H2ZM12 249V248H11ZM19 249V248H18ZM105 249V248H104ZM128 249V248H127ZM136 249V248H135ZM24 250V249H23ZM43 250V249H42ZM117 250V249H116ZM144 250V249H143ZM177 250V249H176ZM188 250V249H187ZM16 251V250H15ZM92 251V250H91ZM147 251V250H146ZM149 251V250H148ZM166 251V250H165ZM31 252H33V251H31ZM62 252V251H61ZM121 252V251H120ZM124 252V251H123ZM144 252V251H143ZM156 252V251H155ZM126 253V252H125ZM165 253V252H164ZM181 253V252H180ZM182 253H184V252H182ZM232 253V252H231ZM243 253V252H242ZM35 254V253H34ZM43 254V253H42ZM109 254H111V253H109ZM159 254V253H158ZM157 254V255H158ZM187 254V253H186ZM11 255V254H10ZM123 255V254H122ZM136 255V254H135ZM141 255H143V254H141ZM147 255V254H146ZM162 255V254H161ZM173 255H174V253H173ZM185 255V254H184ZM194 255V254H193ZM201 255H203V254H201ZM252 255V254H251ZM29 256V255H28ZM36 256V255H35ZM42 256V255H41ZM99 256V255H98ZM106 256H108V255H106ZM159 256V255H158ZM7 257H9V256H7ZM14 257V256H13ZM32 257V256H31ZM112 257V256H111ZM144 257V256H143ZM150 257V256H149ZM21 258V257H20ZM23 258V257H22ZM28 258V257H27ZM100 258V257H99ZM105 258V257H104ZM126 258H128V257H126ZM139 258V257H138ZM145 258V257H144ZM152 258V257H151ZM171 258V257H170ZM6 259H8V258H6ZM13 259V258H12ZM33 259V258H32ZM41 259V258H40ZM75 259V258H74ZM121 259V258H120ZM182 259H185V258H182ZM181 259V260H182ZM254 259V258H253ZM98 260V259H97ZM122 260V259H121ZM152 260V259H151ZM151 260H150V262H151ZM155 260V259H154ZM159 260V259H158ZM236 260V259H235ZM256 260V259H255ZM10 261H12V260H10ZM9 261V262H10ZM35 261V260H34ZM126 261H127V259H126ZM157 261V260H156ZM242 261V260H241ZM117 262V261H116ZM125 262V261H124ZM149 262V263H150ZM14 263V262H13ZM136 262H134V264H135ZM160 263V262H159ZM236 263V262H235ZM16 264V263H15ZM70 264H71V262H70ZM108 264H109V262H108ZM118 264V263H117ZM125 264V263H124ZM162 264V263H161ZM220 264V263H219ZM242 264V263H241Z\"/></svg>",
	"mask_w": 264,
	"mask_h": 264
}]
</instances>
